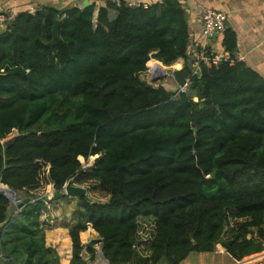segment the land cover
I'll return each mask as SVG.
<instances>
[{"label": "trees", "instance_id": "obj_1", "mask_svg": "<svg viewBox=\"0 0 264 264\" xmlns=\"http://www.w3.org/2000/svg\"><path fill=\"white\" fill-rule=\"evenodd\" d=\"M189 40L181 0H108L97 16L95 4L43 5L0 29V182L30 197L18 210L0 192V222L14 208L0 264H61L46 244L53 198L40 188L61 192L73 177L97 201L80 199L70 264H87V223L111 264H179L218 243L235 260L264 250V75L236 59L231 27L223 45L234 61L200 75ZM182 57L174 77L185 91L141 77L152 58ZM142 217L155 224L148 255Z\"/></svg>", "mask_w": 264, "mask_h": 264}, {"label": "crops", "instance_id": "obj_2", "mask_svg": "<svg viewBox=\"0 0 264 264\" xmlns=\"http://www.w3.org/2000/svg\"><path fill=\"white\" fill-rule=\"evenodd\" d=\"M118 3L126 4H142L149 5L153 3H160L163 0H113ZM182 5L187 13V20L189 25L190 40L188 44V53L202 45V12L206 7L224 10L228 13V21L226 27L233 28L238 35L237 56L240 60L246 62L252 68L258 70L264 75V0H181ZM108 0H0V13L28 10L30 6L37 8L43 5H52L58 8L69 7H85L91 4L96 5V16L101 7L107 5ZM209 48L215 53L227 52L223 45V32L218 33L208 42ZM155 61H152L154 65ZM157 63V62H155ZM185 63V58H179L172 66L168 67V72L174 76V71L182 67ZM158 64V63H157ZM162 78V76H160ZM159 78V79H160ZM175 78V77H174ZM157 80V79H156ZM176 80V79H175ZM178 83V82H177ZM18 131H16L17 133ZM15 135L12 133L10 135ZM57 192V191H56ZM55 192V193H56ZM54 193V194H55ZM50 196V195H49ZM52 197V196H51ZM50 212L44 215V219L51 217L58 222L55 227L48 226L46 228V244L57 248L61 259V264H70L73 257V240L70 230L75 222V211L79 207L80 199H75L69 196H61L60 198L52 197ZM60 200V201H58ZM48 220V219H47ZM87 223V222H86ZM89 226V228H88ZM88 230L82 231L80 238L84 245L82 251L83 258L87 264H105L101 257L98 256L97 262L90 263L92 259V249L103 247V244H90V241L100 236V234L93 228L91 223H87ZM90 230V231H89ZM88 232V237L83 233ZM67 239V241L65 240ZM70 247V254L66 253L67 248ZM215 250H219L228 254L233 263L236 260L229 254L227 248L218 243ZM214 250V251H215ZM213 252H199L205 253ZM193 253V252H192ZM190 253L184 263L190 257ZM66 259V260H65ZM90 259V260H89ZM181 263V264H182ZM232 263V264H233ZM180 264V263H179Z\"/></svg>", "mask_w": 264, "mask_h": 264}, {"label": "built area", "instance_id": "obj_3", "mask_svg": "<svg viewBox=\"0 0 264 264\" xmlns=\"http://www.w3.org/2000/svg\"><path fill=\"white\" fill-rule=\"evenodd\" d=\"M128 5H140V4H128ZM36 9H37L36 6H30L28 8V11L35 12ZM18 13L19 12L15 10L12 12L0 13V29L2 27L7 26L12 20H14V18L17 16ZM202 21H203L202 45L197 47L191 52L192 56L195 58V61L193 64L195 75H200L202 73L203 64H208V65L218 64L222 60L234 61V58L231 57L229 52L215 53V55L213 56L208 53L209 40L212 39L218 33L223 32L226 29V25L228 21V13L221 9L206 7L204 8L202 12ZM236 59L240 60L237 55H236ZM155 62H158V61L155 60ZM149 66H150L148 70L149 80L150 79L155 80V81L156 79L159 80L163 72L160 70H152L151 65ZM188 84H189V81H187L183 85L178 84V89L180 91H185ZM20 201H22V198L16 195L13 201V204L17 206ZM233 264H264V250L258 253H254L250 256H247L241 260H236V262Z\"/></svg>", "mask_w": 264, "mask_h": 264}, {"label": "rangeland", "instance_id": "obj_4", "mask_svg": "<svg viewBox=\"0 0 264 264\" xmlns=\"http://www.w3.org/2000/svg\"><path fill=\"white\" fill-rule=\"evenodd\" d=\"M155 60L156 59L150 60V62L148 63V69L141 74V77L144 80H147L150 84H152L154 86L164 85L167 89L177 90L178 89V83L175 80V78L171 72L170 73L168 72V75L166 77L162 76V78H160L159 80H156V81L151 80V79L149 80V78H148V70L150 68L149 65H152V61H155ZM153 66H154L153 68H161L160 65H158L155 62H154ZM168 67H170V66H168ZM14 134H16V131H14ZM80 159L83 162V164L85 166H87L88 164L93 162L94 156L93 157L90 156L88 159H86L84 156H82V157L80 156ZM40 192L46 193V194L54 197V193L56 192V190L51 188L49 185L44 184L40 188ZM58 201H60V200H58ZM140 222H141V224H140L141 226H140V231H139V236H140L139 247H140V251L142 252V254L148 255L150 253L149 252V244L151 242V239L153 238L154 228H155L154 218L153 217H142L140 219ZM45 225L47 227L48 226L55 227L58 225V222H57V220L51 219V217H48V220L45 221ZM88 228H89V226H88ZM88 228L86 230H88ZM86 230H84V231H86ZM87 234H88V232H84L83 237L84 236L88 237ZM80 235H81V233H80ZM94 253H95V257L93 260L89 261L90 263L97 262L98 252L96 249H94ZM191 256L192 257H190L187 261H185L184 263H182V262L181 263L182 264H232L233 263V259L228 254L223 253L219 250H215L213 252H208V253H205L204 255H202V253H199V252H193ZM160 264H166V263H160Z\"/></svg>", "mask_w": 264, "mask_h": 264}, {"label": "water", "instance_id": "obj_5", "mask_svg": "<svg viewBox=\"0 0 264 264\" xmlns=\"http://www.w3.org/2000/svg\"><path fill=\"white\" fill-rule=\"evenodd\" d=\"M158 65H160V67L162 68V76L166 77L168 75V67L166 65H164L162 62H157ZM167 68V69H166ZM152 70H154L152 68ZM161 71V70H160ZM101 155H98V156H95L94 159H93V162L88 164V165H92L95 161L96 158L100 157ZM76 178L73 177L71 178L67 184L64 186V189L63 191L61 192H56L54 194L55 198H60L63 194H65L66 196H69V197H72V198H75V199H86L88 200L90 203H94L96 202L97 200L92 197L89 189L86 187V186H83V185H79L75 182ZM2 182H0V192L3 191L4 194L10 198L12 201H14L15 197H16V193L8 188L6 185H4ZM30 200V197H25L22 201H20L18 203L17 206H15L18 210H22L23 207L25 206V204ZM13 211H14V208H11L7 214H6V219L3 221V222H0V239L2 237V229L3 227H5V225L7 223H9L10 221V218L13 214ZM104 243V238L102 236H99L97 238H94L90 241V244L95 246L96 244H103ZM97 252H98V256L102 258V260L104 262H106L105 264H111L110 263V260L106 257L105 253H104V250H103V247H100V248H96ZM0 256H1V250H0Z\"/></svg>", "mask_w": 264, "mask_h": 264}, {"label": "bare ground", "instance_id": "obj_6", "mask_svg": "<svg viewBox=\"0 0 264 264\" xmlns=\"http://www.w3.org/2000/svg\"><path fill=\"white\" fill-rule=\"evenodd\" d=\"M154 66L151 65V68H153ZM154 70H161L162 71V68H153Z\"/></svg>", "mask_w": 264, "mask_h": 264}]
</instances>
